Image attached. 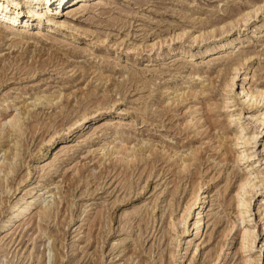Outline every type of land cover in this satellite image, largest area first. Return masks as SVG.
<instances>
[{
    "label": "rangeland",
    "instance_id": "374dc122",
    "mask_svg": "<svg viewBox=\"0 0 264 264\" xmlns=\"http://www.w3.org/2000/svg\"><path fill=\"white\" fill-rule=\"evenodd\" d=\"M76 3L52 15L69 28L45 25L29 46L0 38V264H211L222 245L217 264H264V99L246 96L264 91V0ZM244 177L258 186L240 192L238 219ZM199 186L195 237L192 212L178 219Z\"/></svg>",
    "mask_w": 264,
    "mask_h": 264
},
{
    "label": "bare ground",
    "instance_id": "6f19581e",
    "mask_svg": "<svg viewBox=\"0 0 264 264\" xmlns=\"http://www.w3.org/2000/svg\"><path fill=\"white\" fill-rule=\"evenodd\" d=\"M1 1H2V4L3 3H5V8L4 9H1L0 8V38L1 37H5L6 38V36H9L10 34H13V35H15V38L14 39H10L11 40V46H10V48L11 47H13V48H15V47H18V46H23V45H26V44H28V46L30 45V43H32V41L31 40H33L32 38H34V40L36 41V38H37V36H40V33L43 31L42 30V28L45 26V25H51L52 26V28H54V29H60V28H69V27H67V23L66 22H61V21H59V20H57V18L56 17H52V15H54V16H56V14H58V13H61V14H64V11H62V9L60 8V7H63L64 5H67V7H69V5H71V2L72 1H75V2H77L75 5L77 6V4L78 3H80V2H82V0H40V1H38V3H37V5H36V7L35 8H32V10L30 9V10H27V9H24L25 7H27V5L26 6H22V3H21V0H0V6H1ZM26 4V3H25ZM8 7V8H7ZM66 7V6H65ZM66 7V8H67ZM53 8H54V10H55V12H53ZM23 13H25L28 17H32V20L30 21V22H28V21H23L22 19H21V16H22V14ZM54 18H56V19H54ZM42 19V20H41ZM43 21H45V22H43ZM31 25H33V26H35V32H34V35H32V36H28V32H29V27L31 26ZM16 26H19V27H21L20 29H15V28H18V27H16ZM14 29L15 30H17V31H14ZM29 29V30H28ZM48 30V29H47ZM8 38V37H7ZM29 41H31V42H29ZM38 43V42H37ZM33 44H36L35 42L33 43ZM34 46V45H33ZM36 46V45H35ZM24 49V48H23ZM21 51V50H20ZM23 51V50H22ZM21 51V52H22ZM26 51H24V53H25ZM24 53H19L20 55H19V57H18V59H22L23 58V54ZM30 54V53H29ZM27 55V54H26ZM41 56V55H40ZM245 61H246V59H245ZM244 61V62H245ZM242 64H244V63H242ZM242 64H239V66L240 65H242ZM233 69H234V71L233 72H237L238 71V69H240L238 66H233ZM245 70V69H244ZM244 74V73H243ZM246 76V75H245ZM234 77H235V75H232L231 77H230V79L228 80V82H226L225 84H224V88L223 89H225L226 87H228V86H232L233 85V83H234ZM224 82H225V80H224ZM241 86H242V84H241ZM223 87V86H222ZM203 90V89H202ZM246 96H248V98L250 97V98H257V99H264V91H257L256 93H254V92H252V91H250V92H247L246 93ZM259 97V98H258ZM186 99V98H185ZM43 102V101H42ZM46 104H47V102H45ZM50 103H52V102H50ZM181 103V102H180ZM61 104V103H60ZM32 106V105H31ZM212 108H209V110H211ZM25 112H27V111H25ZM91 112V111H90ZM89 112V113H90ZM94 112H95V110H94ZM26 114V113H25ZM29 116V115H28ZM33 116V115H32ZM10 118L8 119L7 117V119H8V123H9V130L10 131H12V132H15V133H19L20 131H22V122L20 121V118L18 117V115L16 114L15 116H9ZM76 118L77 119H75L74 121H72L68 126H67V129L68 130H70V129H73L74 127H76V126H79L80 125V123H82V122H84L87 118H88V114L87 113H82V114H80V116H76ZM22 119V118H21ZM5 120V119H4ZM232 120V119H231ZM25 121V120H24ZM257 121H259L260 122V124L261 125H263L264 126V114H262V115H259L258 117H257ZM6 122V121H5ZM26 122V121H25ZM7 123V122H6ZM6 129V128H5ZM66 129V130H67ZM3 130V129H2ZM1 130V131H2ZM242 130V129H241ZM240 130V133H239V135H237V136H235V139L236 140H238V139H240V138H242V131ZM7 135H9V134H7ZM16 135V134H15ZM2 138V137H1ZM229 138V137H228ZM222 140H224L223 139V137H222ZM233 140V139H232ZM257 139H255V141H256ZM51 141V140H50ZM220 141V140H219ZM231 141V140H230ZM220 143H221V141H220ZM236 143V142H235ZM245 143H249V140H245L244 141V144ZM237 144V143H236ZM226 144H223V148H224V146H225ZM220 147V146H219ZM150 148V147H149ZM149 148H148V150H149ZM222 148V146H221V149H223ZM117 149H119V148H117ZM126 149V148H125ZM153 149V148H152ZM114 150V149H113ZM116 150V149H115ZM121 150V149H120ZM164 150V149H163ZM224 150V149H223ZM228 150V149H227ZM137 151V150H136ZM197 151L198 150H196V153H197ZM10 152H13V151H10ZM143 152V151H142ZM145 152V151H144ZM143 152V153H144ZM219 152V151H218ZM260 152H264V142H263V144H262V146H261V151ZM121 153H122V151H121ZM124 153V152H123ZM140 153H141V151H140ZM143 153H141V154H143ZM220 153V152H219ZM111 154H112V152H111ZM146 154V153H145ZM14 155V154H13ZM115 155H116V153H115ZM137 155V154H136ZM148 155V154H147ZM156 155V154H155ZM121 156V155H120ZM134 156V155H133ZM146 156V155H145ZM148 156H150V154L148 155ZM153 156H154V154H153ZM119 157V156H118ZM124 157V156H123ZM152 157V156H151ZM242 157V155H238V158H241ZM117 158V157H116ZM121 158H122V156H121ZM129 158V157H128ZM127 158V159H128ZM149 158V157H148ZM188 158V157H187ZM13 159V158H12ZM125 159L126 158H122V159H118L116 162L118 163H120V162H126V165H129L130 163H132L133 162V158H131L130 160H126L125 161ZM193 159H195V157H193ZM143 160H144V158H143ZM149 160V159H148ZM263 160H264V158H263ZM141 161V160H140ZM151 161V160H150ZM184 161V160H183ZM187 162V161H186ZM185 162V163H186ZM2 163H3V161H2ZM12 164V163H11ZM135 164V163H134ZM188 164V163H187ZM190 164V163H189ZM188 164V165H189ZM116 165V164H115ZM16 166V165H15ZM190 166V165H189ZM132 167V166H131ZM249 167V169H248V172L249 171H251L252 169H253V164H251L250 166H248ZM128 168V167H127ZM180 168H182L183 170H184V172L187 170V167L186 166H183V164H182V167H181V164H180ZM179 168V169H180ZM7 169H8V167H7ZM131 170V169H130ZM9 171V170H8ZM7 171V172H8ZM7 174V173H6ZM249 174V173H248ZM13 177V176H12ZM3 179V178H2ZM9 180V179H8ZM72 180V179H71ZM261 182H262V180H261ZM7 184V183H6ZM247 185H249V187H256V186H258V184H257V182H255V181H252L251 182V178H249V177H244V178H242L241 179V181H240V183H239V185H238V190H237V192H236V213H237V217H238V219H240V216H242V215H246L248 212V204L250 203V199H245L243 196H242V194L240 193L241 191H243L244 190V188L247 186ZM10 186V185H9ZM262 186H263V184H262ZM6 187V186H5ZM201 189H202V186H199L196 190H194L193 192H191L192 193V195H191V197L189 198V200H188V202L185 204V206H184V208H183V213L181 214V216H180V218L178 219V222L181 224V223H184V227H186L185 225H186V222H187V219H188V217H189V214L192 212V215H193V217L195 218V220H194V218H193V222H191V223H193V225H194V228L195 229H193L195 232H194V236L195 237H199V236H201L202 235V232H203V230H204V227H205V224H206V222H205V219H204V217L202 216V214H204L203 213V211H202V207H203V198L204 197H202V195L204 194H202V192H200L201 191ZM6 190V189H5ZM202 194V195H201ZM20 199V198H19ZM206 200V199H205ZM21 200H19L18 202H14V203H12V204H10V207H9V209H8V212L6 213L7 214V216L9 215V217H12L19 209H23V208H21V206H22V204H23V202L21 203L20 202ZM2 202V201H1ZM197 205V206H196ZM53 207V206H52ZM194 208V209H193ZM195 208H196V210H195ZM244 208H246V209H244ZM205 210V209H204ZM26 211H27V209H26ZM48 211V210H47ZM47 211H46V215L48 214L47 213ZM21 212V211H20ZM39 212V211H38ZM18 213H19V211H18ZM41 213V212H40ZM45 214V213H44ZM103 214H104V212H103ZM102 214V215H103ZM17 215V214H16ZM39 215V214H38ZM101 214L100 213H98V216H100ZM101 215V216H102ZM42 216H44V215H42ZM14 217V216H13ZM12 217V218H13ZM104 218V217H103ZM102 218V219H103ZM105 222V221H104ZM109 222V221H108ZM102 221L100 220V221H98V223H95V224H93V226L91 227V228H93L94 227V225H96V227H97V224L98 225H100L99 227L100 228H98L99 229V233L97 234L98 236L100 235V234H102L103 235V233H101V230H102ZM189 223V222H188ZM171 225H172V223H171ZM170 225V226H171ZM189 225V224H188ZM191 225V224H190ZM192 226V225H191ZM95 227V228H96ZM110 227V226H109ZM173 227V226H172ZM184 227H183V230H182V232H183V234H184V232L186 231L185 229H184ZM190 228V227H189ZM188 228V229H189ZM40 229H41V227H40ZM97 229V230H98ZM231 231V229L229 228V230L227 231V232H230ZM204 233V232H203ZM92 234V233H91ZM225 234V233H224ZM189 235V234H188ZM225 236V235H224ZM191 237V236H190ZM193 237V236H192ZM239 237H240V249L243 251V250H245V248H249V247H247V242H249V241H251V243L253 244V240H254V237H252V236H250V233L248 232V230L247 229H244L242 232H240L239 233ZM96 238H98L97 236H96ZM192 239V238H191ZM189 240L188 241V244H190V242L192 241V240ZM250 239V240H249ZM250 244V243H249ZM221 246V245H220ZM223 245L221 246V247H218V248H216V253L214 254V256H212V258H210V259H212L211 260V264H217V263H219V262H222V260H223V258H225L224 256H225V253H224V249H223ZM226 251V250H225ZM135 252V251H134ZM228 255V254H227ZM171 256V255H170ZM227 257V256H226ZM225 260V259H224ZM210 263V262H209ZM250 263V261H248V260H244L243 262H242V264H249Z\"/></svg>",
    "mask_w": 264,
    "mask_h": 264
}]
</instances>
